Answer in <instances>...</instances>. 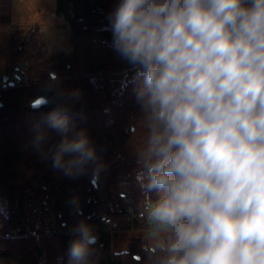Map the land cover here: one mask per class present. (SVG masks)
I'll return each mask as SVG.
<instances>
[{
	"label": "clouds",
	"instance_id": "1",
	"mask_svg": "<svg viewBox=\"0 0 264 264\" xmlns=\"http://www.w3.org/2000/svg\"><path fill=\"white\" fill-rule=\"evenodd\" d=\"M107 20L138 82L139 216L157 234L145 264H264V0H117ZM58 95L46 123L61 139L40 130L32 148L65 176H98L96 147L74 130L81 92ZM70 232L68 264H99L94 226Z\"/></svg>",
	"mask_w": 264,
	"mask_h": 264
},
{
	"label": "trees",
	"instance_id": "2",
	"mask_svg": "<svg viewBox=\"0 0 264 264\" xmlns=\"http://www.w3.org/2000/svg\"><path fill=\"white\" fill-rule=\"evenodd\" d=\"M116 3L57 0V15L67 19L73 32L72 55L50 57L35 36L14 33L21 39L7 71L11 80L0 77V204L6 211L0 216V261L68 264L70 229L85 220L98 236L99 264H145L143 249L152 236L144 231L149 221L139 216L143 193L135 179L134 155L143 134L132 137L131 128L141 115L138 82L133 67L111 46L107 16ZM57 78L58 86L46 92ZM76 89L81 98L72 108L74 130L86 129L96 147L105 165L98 176L93 165L81 175L65 176L32 148L40 130L47 132L48 145L61 139L46 116L64 102L59 92ZM40 96L48 102L33 108ZM108 218L135 232L127 251L113 252L115 234L109 232Z\"/></svg>",
	"mask_w": 264,
	"mask_h": 264
},
{
	"label": "rangeland",
	"instance_id": "3",
	"mask_svg": "<svg viewBox=\"0 0 264 264\" xmlns=\"http://www.w3.org/2000/svg\"><path fill=\"white\" fill-rule=\"evenodd\" d=\"M16 32L35 36L44 44L50 57L73 54V32L67 19L57 15V0H0V77L8 74L12 52L21 39L18 33L14 38ZM118 224L121 232L113 236L114 253L127 251L129 240L135 235V232L127 230L121 222ZM0 264L16 263L0 261Z\"/></svg>",
	"mask_w": 264,
	"mask_h": 264
},
{
	"label": "built area",
	"instance_id": "4",
	"mask_svg": "<svg viewBox=\"0 0 264 264\" xmlns=\"http://www.w3.org/2000/svg\"><path fill=\"white\" fill-rule=\"evenodd\" d=\"M129 213H131V212H129ZM128 220H129V221H133V217L131 216V214H130V216L128 217ZM106 224L108 225V227H109V232H110L112 235L121 232V230H119V224H118L117 222H115L113 219L108 218V219L106 220ZM149 224H150V225H149L146 229H144V231H145V233L147 234V236H153V235H155L156 233L152 231V225H151L150 222H149ZM134 229H135V228L133 227V228H131L130 230H134Z\"/></svg>",
	"mask_w": 264,
	"mask_h": 264
},
{
	"label": "water",
	"instance_id": "5",
	"mask_svg": "<svg viewBox=\"0 0 264 264\" xmlns=\"http://www.w3.org/2000/svg\"><path fill=\"white\" fill-rule=\"evenodd\" d=\"M9 75H5L4 77H3V81L4 82H7L8 80H9ZM14 83L13 82H11L10 83V85H13ZM43 104H45V103H41V104H39V105H37V106H35V107H33V108H39V107H41Z\"/></svg>",
	"mask_w": 264,
	"mask_h": 264
}]
</instances>
